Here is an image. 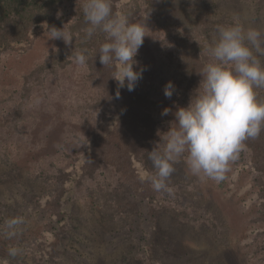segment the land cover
Listing matches in <instances>:
<instances>
[{"label":"rangeland","instance_id":"1","mask_svg":"<svg viewBox=\"0 0 264 264\" xmlns=\"http://www.w3.org/2000/svg\"><path fill=\"white\" fill-rule=\"evenodd\" d=\"M78 1L67 0L59 8L56 15L62 25L56 28L64 27L71 34ZM185 1L209 23L205 33L210 45L219 26L227 27L237 20L243 28L257 29L264 35V6L259 0ZM142 20L147 35L135 59L137 68L146 69L141 83L154 102L147 111L156 128L146 139L155 147L174 120L176 106H187L199 84L190 87L183 79L176 40L151 16L140 14L135 21ZM47 37L43 31L27 51L0 55V211L5 218L9 211L20 215L16 224L6 219L0 223V233L6 238L1 241L8 244L4 252L12 264H159L144 255L142 235L155 241L160 257L178 253L187 264H231L226 256L232 254L238 258L236 264H264L259 248L264 235H258L262 229L257 218L258 189L245 167V148L222 181L193 175L181 158L167 181L171 191H156L159 201L167 205L179 198L185 202L189 212L197 216L199 228L162 212L157 233L149 231L146 202L120 186L121 172L109 164L77 182L82 140L103 120V110L95 106L102 100L103 90L88 65L82 68L73 62L58 72L35 75L33 88L23 101L20 91L25 76L39 70L51 54L66 46L62 40ZM260 59L264 63V56ZM169 81L176 86L171 99L163 92ZM256 91L257 99L264 101V88ZM21 102L24 106L18 114ZM166 107L172 112L162 116ZM148 147L145 144L135 157L143 174L154 173L148 159L152 149ZM69 173V181L62 186L58 180ZM64 230L58 241L54 234ZM55 241L60 242V249ZM51 247H56V255L43 260V251ZM11 248L18 250L14 257L9 255Z\"/></svg>","mask_w":264,"mask_h":264},{"label":"trees","instance_id":"2","mask_svg":"<svg viewBox=\"0 0 264 264\" xmlns=\"http://www.w3.org/2000/svg\"><path fill=\"white\" fill-rule=\"evenodd\" d=\"M66 1L0 0V55L10 51L25 52L34 44L39 33L48 31V28L52 26L61 27L62 23L56 13ZM77 3L78 5L75 4L77 6L76 14L70 25L73 36L72 43L51 54L48 61L39 70L25 76L20 98L24 101L29 96L35 75L52 71L58 72L73 63L72 54L75 51H84L88 56L87 65L91 73L94 74L98 88L103 90L102 97H98L102 100H99L95 106L102 109L104 113L98 129L89 138L82 140L81 173L77 182H83V178L86 176H94L102 165L109 164L121 172L120 186L128 187L135 193V196L146 202V211L150 218L149 231L151 230L154 234L157 233L158 217L162 212H168L177 219L189 222L199 228L197 216L189 212L185 202L180 198L174 201L172 205L160 202L151 184L147 180H141L140 177L143 173L137 169L135 157H138L145 144L149 146V149L154 148V145L146 139L147 135L154 134L153 131L156 128L152 114L147 111L149 105L154 102L148 93L144 92L141 80L131 92L126 88L119 89V98H117L118 86L116 81L111 78L114 69L111 66H103L100 63L99 54L96 55L100 43L104 41L103 34L97 33L89 40L83 39V30L87 24L84 21L81 3L80 1ZM259 3L264 6V0H259ZM112 6L114 13L127 15L131 22H136L135 20L140 14L151 16L168 37L176 40L177 53L181 56L178 65L182 71L183 79L188 82V86L191 87L200 83L202 77L199 73L204 64L210 60L206 53V48L210 43L205 33V27L210 25L204 23L206 21L204 15L195 14L185 0H112ZM24 91L28 92L25 96L22 94ZM23 103L20 104L18 114H22L20 111L24 106ZM19 118L20 115L15 118V121H18ZM245 149L244 153L247 154V156L245 154L247 157V166L245 164V167L252 175V181L258 189L256 200L260 202V208L257 218L262 225L258 235L261 236L264 235L263 131L257 138L246 140ZM69 178L70 173L58 181L62 186H65ZM2 205L3 201L0 200V207ZM61 212L64 211L61 210ZM55 214L58 216V208ZM5 215L6 218L0 211V223L6 219L8 223L16 224L17 222L13 223V221H18L20 217L19 212L15 213L14 211H9ZM65 232V230L59 232L60 235L55 233L54 236L56 235L55 238L61 241ZM144 238L142 235L143 253L147 256L146 258L152 259L154 263H188V260L182 258L178 253H170L160 257V253L155 249V241L153 243L148 240V237ZM5 239L0 233V264H12V260L7 256L8 252H4L8 249V244L1 240ZM56 244L58 249L61 244L60 242ZM259 248L261 249V260L264 261V241ZM55 249L56 247H51V250L43 251L42 259L47 258L48 260L56 255ZM236 259L238 260L237 256L235 257L233 254L226 256L227 262H231V264H236Z\"/></svg>","mask_w":264,"mask_h":264},{"label":"clouds","instance_id":"3","mask_svg":"<svg viewBox=\"0 0 264 264\" xmlns=\"http://www.w3.org/2000/svg\"><path fill=\"white\" fill-rule=\"evenodd\" d=\"M80 3L87 24L83 39L103 34L96 55L103 66L114 69L111 78L118 86L117 98L119 89L133 91L146 70L137 68L135 59L147 35L144 20L131 22L127 15L114 13L112 0ZM217 31L216 40L206 48L210 60L202 67V79L187 106H176L174 112L167 107L162 110V116L172 112L174 120L148 152L154 173L140 177L157 192L171 191L167 181L181 158L193 175L224 180L230 164L245 148V141L264 131V101L257 99L256 91L264 88V63L260 59L264 56V35L257 29L243 28L238 20L227 27L219 26ZM47 33V39L62 40L65 45L73 41L64 27L52 26ZM72 61L83 68L88 56L84 51H75ZM163 92L171 99L175 84L167 82ZM17 253L16 248L9 249L10 256Z\"/></svg>","mask_w":264,"mask_h":264}]
</instances>
